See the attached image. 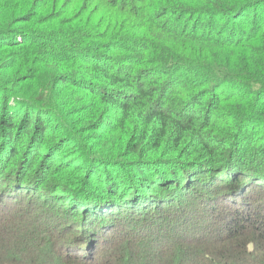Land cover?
Masks as SVG:
<instances>
[{"label": "trees", "instance_id": "trees-1", "mask_svg": "<svg viewBox=\"0 0 264 264\" xmlns=\"http://www.w3.org/2000/svg\"><path fill=\"white\" fill-rule=\"evenodd\" d=\"M77 1L0 0V226L17 236L6 244L0 231V264H82L42 231L1 219L26 194L10 191V178L25 184L42 169L39 186L91 201L116 229L99 243L91 212L71 211L88 218L67 238L74 248L87 243V264H148L128 237L117 247L119 226L140 222L142 209L176 206L187 215L222 210L231 233L185 248L166 236L161 261L150 264H264V215L244 224L264 173L249 167L247 186L236 166L246 161L239 138L264 129V0H94L84 14L72 10ZM250 160L264 167V144ZM17 161L26 168L11 177ZM222 172L240 182L233 191L246 190L225 196Z\"/></svg>", "mask_w": 264, "mask_h": 264}, {"label": "rangeland", "instance_id": "rangeland-1", "mask_svg": "<svg viewBox=\"0 0 264 264\" xmlns=\"http://www.w3.org/2000/svg\"><path fill=\"white\" fill-rule=\"evenodd\" d=\"M93 8H94V0H78L73 5L72 10L79 11L80 14H84ZM82 11H85V12H82ZM220 93L222 94L221 96H223L225 94V90L224 92L221 91ZM234 103L226 102L225 104H227L226 105L227 107H233ZM224 112H227V111L225 110ZM226 118H229V116H227V114L225 116V113H223V115L219 117V119L220 120L222 119L223 122ZM250 129H252V127H250ZM263 144H264V129L262 127H258L257 130L255 131L254 129H252L251 131H248L246 134L240 137L237 142V154L236 155L237 157L240 156L242 160L246 159V161H242L240 165L237 164L236 166H237V169L240 170L241 173L245 175L246 179H244V183H249L247 186H250L251 182H255V179L252 178L254 177L253 174L249 176L247 172L249 167L255 172H260L258 170L262 169L264 173V169H263L264 167H261L257 163H253L250 160L252 159V155L256 149V146L259 147V146H262ZM26 155H27L26 149L25 147H22L21 156L25 158ZM67 163H71V162L60 163V164H67ZM16 164H19V165L16 168L12 169L11 177L13 175H16L17 173H18L17 177H19L20 171L22 172L23 171L22 169L26 168L22 166V162L19 163V161H17ZM42 170H36V171L30 172L25 184L20 183L19 180L10 178V181L12 180L11 181L12 185L9 188V190L14 191L16 193L20 189H22L26 191V194L24 198L18 201L14 200L12 206L9 207L10 208L9 210L12 211V213L10 215L1 217V219H9V220L11 219L12 220L11 223L24 224L23 228H26V229L32 228L38 231L39 230L42 231L43 233H41L40 235L41 237L44 238L45 235L50 236L52 238L50 239V242L55 241L56 247L54 246V250L56 252H58V249L61 247L63 250H67L68 252L67 254L65 251H63L62 255L68 256V258L70 259H75V261H79L82 264H87L88 262V259H87L88 254L86 253L87 243L84 244V247H81L79 243L77 244V247L74 248L73 246L74 243L73 242L68 243L67 238H69L73 230L75 231L77 229H80L82 225L84 224L86 225L88 221H86L85 219H88V218H84V217L82 218V216H79V217L76 216L73 218L72 216L73 213L71 211L74 210L76 207L78 208V206H80L82 207V210H80V212L78 211L79 212L78 214H84V213L91 212V214L93 215L92 216L93 219L90 221V223L95 224V226H100V230H102L101 232H99V237H98L99 243H102L104 240H106L108 233L104 234V232H109V235H110L112 231L115 233L116 229L114 228L115 230H113V227L111 224H108V222H105L102 220V218L98 217V213H97L98 211L94 207L91 201L83 205L86 199H82L84 201H80V202L78 201V199H75L73 197H66L63 199V197L53 196L49 188H47L48 190H46L45 188L43 189V187L39 186L40 184H42V182L45 181L47 177V174L45 172H41ZM221 175L222 176L220 177V179H222L226 183L225 190L231 191L225 196L240 194L241 192L246 190L240 187L239 186L240 182L235 181V179L230 178V181H228L226 174L224 172H222ZM61 177H64V173L59 174V176L55 178L56 181L59 182ZM207 178H211V177L208 176ZM205 180L207 182V186H209L208 182L211 179H205ZM237 184H239L238 188L236 189V191H233V189L236 188L235 186H237ZM190 185L191 184H189L188 186ZM255 186L257 188L258 185H255ZM0 191H1V188H0ZM259 191L261 194L259 195L258 199L256 197L255 199L252 200L253 202H251V205L249 208V211L251 212L253 210V212L251 214L249 213L250 215L247 216L244 224H248V222H250L251 220L259 219V216L264 215V189L259 190ZM160 193H161L162 199L170 196L169 193L167 194L166 190L160 191ZM133 200H135V197H133ZM204 200L205 202L208 201L206 197H204ZM100 202L101 203L99 205L110 203L108 199L106 200L103 199ZM243 207L244 206L242 205L239 207V209H242ZM156 208L157 207H155V209ZM145 210L146 209H142V212H143L141 214L142 216H138V220L140 219V222H135L136 220L132 221V219H129V218H127V220H124V223L119 226L120 227L119 231L123 232V236L121 235V233H118L116 235L118 237L114 239V242H116L117 247H120L123 237H128L127 243L135 245L138 248L139 257L149 259L148 264L159 263V261H161L163 257L162 254L164 253L165 248L169 244H165V245H158V244L162 242H163L162 244L166 243V240H168L169 238H171L172 240L171 242L173 243L176 241L180 243L184 242V248L186 247V245H189V244H204L205 243L204 241L213 243V241L217 240L216 242H214L217 244L218 242H221V240L226 238V236L229 235L232 230L231 228L232 223L230 221L222 219V217H219V214L222 213V210H219L215 214L214 217H212V214L206 209H200V211L195 210L196 212L194 211L193 213L187 215V214H184L186 213V211L182 213L181 208L179 209L177 206L174 209L164 210L159 213H155L154 211L145 212ZM189 210L191 209L187 207V211ZM206 211H207L206 214H208L209 217L203 220L202 214L205 213ZM224 214H226V212L223 213V215ZM70 219L73 220L72 221L73 223L69 222ZM187 219H189L187 222L188 223L187 228L186 227L183 228L182 224H184ZM205 223L206 225L204 227H207V230H205V232L202 234L198 230L201 229ZM67 224H68L67 228H69L68 229L69 234L66 230H64ZM63 225H64V229H63ZM259 225L262 226V227H259V230L262 231V228H264V219L261 220V223ZM252 226H254L256 229L258 228L256 224ZM193 228H195L196 230L191 231V229ZM0 231H3L2 234H5L6 244H9V243L12 244L13 239L17 238L16 234H14L13 231H8L6 229L5 223L3 225L1 224ZM7 234H8V237H7ZM159 236L162 238L161 240H158ZM166 236H167V239H166ZM34 244L35 243H32L31 245H34ZM128 244H126V247L128 246ZM7 247H10V246H7V245L3 246V248H7ZM148 247L151 248V250L149 249L150 251L149 255H148V251H146ZM157 248H159V250H156ZM116 249L118 250L119 248H116ZM3 251L4 252L6 251L7 253L9 250L4 249ZM78 251L80 252L79 253L80 256L77 255ZM83 251L85 253H83ZM139 251L142 252V254ZM1 252H2V248H1ZM24 253H26V250H24L22 253L20 251L17 256L21 257L22 254ZM189 257L190 255H188V258ZM237 264H240V263H237ZM242 264H247V263H242Z\"/></svg>", "mask_w": 264, "mask_h": 264}]
</instances>
